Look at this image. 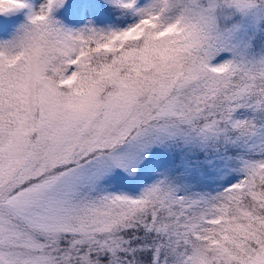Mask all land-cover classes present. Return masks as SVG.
Masks as SVG:
<instances>
[{
  "label": "snow or ice",
  "instance_id": "6c2138e0",
  "mask_svg": "<svg viewBox=\"0 0 264 264\" xmlns=\"http://www.w3.org/2000/svg\"><path fill=\"white\" fill-rule=\"evenodd\" d=\"M0 264H264V0H0Z\"/></svg>",
  "mask_w": 264,
  "mask_h": 264
}]
</instances>
